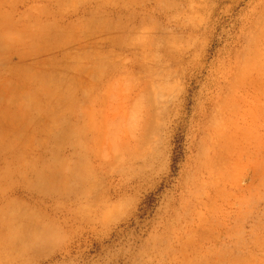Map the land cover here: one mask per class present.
<instances>
[{"label": "rangeland", "instance_id": "374dc122", "mask_svg": "<svg viewBox=\"0 0 264 264\" xmlns=\"http://www.w3.org/2000/svg\"><path fill=\"white\" fill-rule=\"evenodd\" d=\"M0 264H264V0H0Z\"/></svg>", "mask_w": 264, "mask_h": 264}]
</instances>
